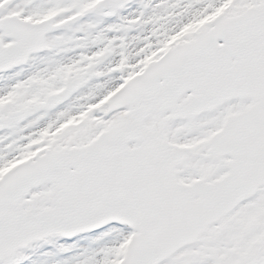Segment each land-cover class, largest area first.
Masks as SVG:
<instances>
[{
    "label": "snow or ice",
    "instance_id": "snow-or-ice-1",
    "mask_svg": "<svg viewBox=\"0 0 264 264\" xmlns=\"http://www.w3.org/2000/svg\"><path fill=\"white\" fill-rule=\"evenodd\" d=\"M0 264H264V0H0Z\"/></svg>",
    "mask_w": 264,
    "mask_h": 264
},
{
    "label": "rangeland",
    "instance_id": "rangeland-1",
    "mask_svg": "<svg viewBox=\"0 0 264 264\" xmlns=\"http://www.w3.org/2000/svg\"><path fill=\"white\" fill-rule=\"evenodd\" d=\"M193 27H199V25L193 26Z\"/></svg>",
    "mask_w": 264,
    "mask_h": 264
}]
</instances>
